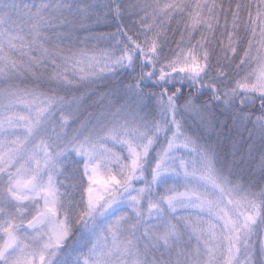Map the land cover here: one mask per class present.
I'll return each instance as SVG.
<instances>
[{"label":"snow or ice","instance_id":"6c2138e0","mask_svg":"<svg viewBox=\"0 0 264 264\" xmlns=\"http://www.w3.org/2000/svg\"><path fill=\"white\" fill-rule=\"evenodd\" d=\"M0 264H264V0H0Z\"/></svg>","mask_w":264,"mask_h":264},{"label":"trees","instance_id":"16d2710c","mask_svg":"<svg viewBox=\"0 0 264 264\" xmlns=\"http://www.w3.org/2000/svg\"><path fill=\"white\" fill-rule=\"evenodd\" d=\"M114 30V28L112 29ZM102 91H107V88H103ZM100 103V97L99 95L97 96H93L89 99H87L85 101V105L86 107H90L92 109H96L98 107ZM229 124H230V120H229ZM218 130H219V125L217 126ZM247 132L243 133V137L244 139H241L239 135H237L236 131L233 129L231 131H229L228 127H225L223 129V133L220 137V142L223 145V150L227 153H229V159H231V151H232V141L236 140L238 142V148H237V159H239V157L241 155H244L245 158H247V150H248V144L245 142L246 138H247ZM211 139L213 141H216L217 139V133L213 132L211 134ZM256 159L258 160V153L256 154ZM241 167L244 168H248V169H254L255 168V164L252 163V161H248L247 164H242ZM247 179V177H245Z\"/></svg>","mask_w":264,"mask_h":264},{"label":"rangeland","instance_id":"374dc122","mask_svg":"<svg viewBox=\"0 0 264 264\" xmlns=\"http://www.w3.org/2000/svg\"><path fill=\"white\" fill-rule=\"evenodd\" d=\"M26 2H31V0H26ZM122 2H127V0H122ZM104 103H107V99H105L104 101H103ZM99 106V105H98ZM85 107H86V105H85ZM86 114V113H85Z\"/></svg>","mask_w":264,"mask_h":264}]
</instances>
